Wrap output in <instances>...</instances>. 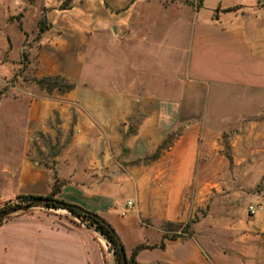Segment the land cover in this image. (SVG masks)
Listing matches in <instances>:
<instances>
[{
	"label": "rangeland",
	"instance_id": "rangeland-1",
	"mask_svg": "<svg viewBox=\"0 0 264 264\" xmlns=\"http://www.w3.org/2000/svg\"><path fill=\"white\" fill-rule=\"evenodd\" d=\"M40 2L0 0V209L15 195L61 189L70 165L86 163L81 189L91 200L122 188V174L135 169V211L146 225L150 195L164 193L165 163L157 159L185 127L176 110L187 79L181 41L159 4L134 9L125 25L89 41L77 86L97 100L93 111L77 119L55 111L53 121L37 122L29 100L75 86L34 75L37 22L46 26ZM195 124L181 220L159 223L163 235L196 242L203 264H264V90L208 82ZM45 177L55 180L46 185ZM249 205L258 210L250 214Z\"/></svg>",
	"mask_w": 264,
	"mask_h": 264
},
{
	"label": "crops",
	"instance_id": "crops-1",
	"mask_svg": "<svg viewBox=\"0 0 264 264\" xmlns=\"http://www.w3.org/2000/svg\"><path fill=\"white\" fill-rule=\"evenodd\" d=\"M64 1L40 2L46 26L38 36L33 70L36 77L57 76L75 86L65 94L45 93L29 100L27 112L33 120L53 121L55 111L76 119L92 112L97 100L88 96L89 90L77 86L91 37L125 25L134 9L136 14L151 4L161 6L164 24L171 25L181 41L187 79L181 84L176 109L185 127L157 159V164L162 160L165 163L166 172L158 177L164 193L150 195L152 207L146 225L135 211V169L122 174V188L91 200L81 189L89 184L81 174L86 163L75 162L56 197L104 218L120 239L126 256L135 245L146 241L152 247L136 253L140 264H203L201 251L192 240L164 239L163 248L157 247L165 233L159 223L181 220L180 193L194 168L198 137L195 122L203 110L207 83L264 90V0H168L165 6L161 0H69L61 8ZM99 102L102 105L105 101ZM98 114L107 115V108ZM54 178L45 177L44 183ZM126 199L132 200L133 207L120 216ZM0 264H114V257L102 236L66 210L33 208L0 222Z\"/></svg>",
	"mask_w": 264,
	"mask_h": 264
},
{
	"label": "trees",
	"instance_id": "trees-1",
	"mask_svg": "<svg viewBox=\"0 0 264 264\" xmlns=\"http://www.w3.org/2000/svg\"><path fill=\"white\" fill-rule=\"evenodd\" d=\"M69 0H65L61 8H65L68 5ZM42 21L37 22V29L38 32L43 31L45 27L42 25ZM57 192L59 190H55L51 188V190L46 195H32V194H19L15 195V202L10 203V200L4 204L1 210L12 208V207H19L31 203L36 199H43L37 206H42L44 208H58L63 209L73 215L79 222L83 223L87 228L92 229L94 232L98 233L102 236L108 243L109 249L111 250L113 257H114V264H140L136 261L135 255L136 253L145 248H151L152 246L146 244H137L132 248L131 253L126 256L123 250V245L116 235L113 227L102 217L96 214L93 211L85 209L77 204L64 201L56 197ZM7 218V217H6ZM5 219V218H4ZM2 220H0L1 222ZM173 236L166 237L163 235V239L159 242L157 247L163 248V240L164 239H173Z\"/></svg>",
	"mask_w": 264,
	"mask_h": 264
},
{
	"label": "water",
	"instance_id": "water-1",
	"mask_svg": "<svg viewBox=\"0 0 264 264\" xmlns=\"http://www.w3.org/2000/svg\"><path fill=\"white\" fill-rule=\"evenodd\" d=\"M43 199H36L34 201H32L31 203H28L26 205L23 206H19V207H12V208H7L4 210L0 211V220H3L4 218L13 215L17 212H25L28 211L32 208H34L35 206H37L38 203H40Z\"/></svg>",
	"mask_w": 264,
	"mask_h": 264
},
{
	"label": "built area",
	"instance_id": "built-area-1",
	"mask_svg": "<svg viewBox=\"0 0 264 264\" xmlns=\"http://www.w3.org/2000/svg\"><path fill=\"white\" fill-rule=\"evenodd\" d=\"M188 1L194 2L195 0H188ZM132 205H133L132 200L131 199H126L125 202H124L123 207L119 211L120 216H124L129 210H131L132 209ZM247 210H248V212L250 214H254L258 210V207H256V206L252 207V206L249 205Z\"/></svg>",
	"mask_w": 264,
	"mask_h": 264
}]
</instances>
